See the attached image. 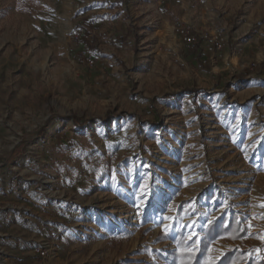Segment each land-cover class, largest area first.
<instances>
[{
	"label": "rangeland",
	"instance_id": "obj_1",
	"mask_svg": "<svg viewBox=\"0 0 264 264\" xmlns=\"http://www.w3.org/2000/svg\"><path fill=\"white\" fill-rule=\"evenodd\" d=\"M233 211L210 257L262 262L264 0H0V264H170Z\"/></svg>",
	"mask_w": 264,
	"mask_h": 264
},
{
	"label": "trees",
	"instance_id": "obj_2",
	"mask_svg": "<svg viewBox=\"0 0 264 264\" xmlns=\"http://www.w3.org/2000/svg\"><path fill=\"white\" fill-rule=\"evenodd\" d=\"M78 30L76 28V32L78 31L79 35H84L83 38L87 41L88 39L82 28L79 27ZM201 91L203 90H192L196 94ZM74 122L78 125L79 118L74 116ZM247 234L248 227L238 220L237 213L233 211L229 218H218L208 223L204 228L203 238L198 246L193 247V243L186 241V237L183 234H178L176 237L161 234L158 239H170L177 247L169 251L166 258L164 257V260H167L170 264H235L236 262L243 264H264V260L262 262L252 260L248 263V257L245 255V252L239 251L236 247L229 249L219 259H212L210 257L212 241L224 236H228L235 241L243 239Z\"/></svg>",
	"mask_w": 264,
	"mask_h": 264
},
{
	"label": "built area",
	"instance_id": "obj_3",
	"mask_svg": "<svg viewBox=\"0 0 264 264\" xmlns=\"http://www.w3.org/2000/svg\"><path fill=\"white\" fill-rule=\"evenodd\" d=\"M188 36V39L189 41H193V36L192 35H187ZM192 46H195V42L192 43Z\"/></svg>",
	"mask_w": 264,
	"mask_h": 264
}]
</instances>
